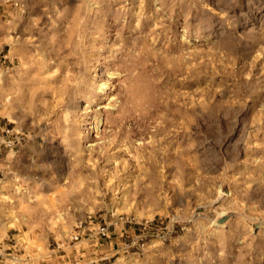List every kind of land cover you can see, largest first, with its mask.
I'll return each instance as SVG.
<instances>
[{"label": "rangeland", "instance_id": "374dc122", "mask_svg": "<svg viewBox=\"0 0 264 264\" xmlns=\"http://www.w3.org/2000/svg\"><path fill=\"white\" fill-rule=\"evenodd\" d=\"M0 148V264H264V0H0Z\"/></svg>", "mask_w": 264, "mask_h": 264}, {"label": "built area", "instance_id": "2783aa9c", "mask_svg": "<svg viewBox=\"0 0 264 264\" xmlns=\"http://www.w3.org/2000/svg\"><path fill=\"white\" fill-rule=\"evenodd\" d=\"M8 131L9 130H6V132ZM22 139L23 137L20 134H15L12 138L8 140L3 139L2 142L4 143V146L7 148V150H14L21 143ZM87 221H91V215H88L85 219H82L76 223V231L72 234L71 237L73 240L79 239V237L81 236V232L84 229V223ZM98 230L101 232V234H106L105 227H100Z\"/></svg>", "mask_w": 264, "mask_h": 264}, {"label": "bare ground", "instance_id": "6f19581e", "mask_svg": "<svg viewBox=\"0 0 264 264\" xmlns=\"http://www.w3.org/2000/svg\"><path fill=\"white\" fill-rule=\"evenodd\" d=\"M93 75H94V76L92 77V78H93V81H92L91 84H90V89H98V92H99V91H102V90L104 91V89H105L104 87L107 86L109 83L107 84V83H105L104 81H103L102 83H99L100 78H99V77L97 78L96 71H95V73H93ZM101 75H102V74H101ZM102 77H103V76H102ZM84 94H85V93H84ZM81 101H82V100H81ZM80 103H81V102H80ZM95 117H96V115H95ZM91 118H92V117H91ZM94 125H95V124H94ZM95 126H96V125H95ZM95 128H96V127H95ZM27 206H28V207H35V206H38V203H36V204L34 203V204H32V205H31V204H28Z\"/></svg>", "mask_w": 264, "mask_h": 264}, {"label": "crops", "instance_id": "0c3cea01", "mask_svg": "<svg viewBox=\"0 0 264 264\" xmlns=\"http://www.w3.org/2000/svg\"><path fill=\"white\" fill-rule=\"evenodd\" d=\"M3 156L2 148H0V158Z\"/></svg>", "mask_w": 264, "mask_h": 264}]
</instances>
